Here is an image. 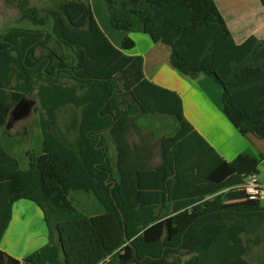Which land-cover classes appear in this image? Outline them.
Returning <instances> with one entry per match:
<instances>
[{"label":"trees","instance_id":"obj_1","mask_svg":"<svg viewBox=\"0 0 264 264\" xmlns=\"http://www.w3.org/2000/svg\"><path fill=\"white\" fill-rule=\"evenodd\" d=\"M4 2L35 27L0 30V134L36 93L42 144L24 168L0 140V241L13 205L28 200L43 213L55 264L113 256L118 264H255L247 257L264 244V203L247 199L242 185L264 157L225 160L186 120L179 94L149 81L143 57L126 51L135 47L130 34L149 27L180 74L221 86L224 113L241 135L264 140V38H234L216 0H56L42 19L30 0ZM68 105L73 141L57 126V109ZM153 118L175 131L156 137L161 161L149 167L148 140L129 136L143 130L155 139L138 128ZM72 191L93 195L101 211L80 210ZM0 264L43 259L0 250Z\"/></svg>","mask_w":264,"mask_h":264},{"label":"crops","instance_id":"obj_2","mask_svg":"<svg viewBox=\"0 0 264 264\" xmlns=\"http://www.w3.org/2000/svg\"><path fill=\"white\" fill-rule=\"evenodd\" d=\"M216 2L225 18L227 19V15L230 17L231 21H227L234 38L244 39L246 36L254 34L264 38V8L260 0H216ZM146 32L153 34L154 45L137 52L139 44L135 40V51L126 54L142 56L145 77L149 81L179 94L183 101L186 120L208 144L227 161H233L240 154L255 158L264 157V140L253 134L243 136L237 131L224 113L222 99L221 102L218 100V88L213 81L207 76L190 79L178 73L170 65L169 48L162 49L165 57L161 52L153 55V49L162 43L149 27L143 33ZM155 123L156 125L160 124L163 131L171 129V134L175 131L173 122L166 121L164 118H153L146 121L145 125L151 131H155ZM94 200L90 202L91 207L88 213L91 215L101 211L100 205L97 206ZM0 250L20 261L35 252L41 254L43 264H55L58 260V253L54 245L49 243L48 229L43 213L28 200H20L13 205L11 221L0 241ZM118 263L119 257L113 256L101 264Z\"/></svg>","mask_w":264,"mask_h":264},{"label":"rangeland","instance_id":"obj_3","mask_svg":"<svg viewBox=\"0 0 264 264\" xmlns=\"http://www.w3.org/2000/svg\"><path fill=\"white\" fill-rule=\"evenodd\" d=\"M30 3L32 7H36L42 11L39 12L37 15L38 18L42 19L44 17V9L47 10L54 8V5L56 4V0H30ZM19 12L20 11L16 8V5L15 6L9 5V3L6 4L4 0H0V30H3L5 28L34 29L35 26L34 24H32V21L25 20L23 18V15ZM227 20L229 22L231 21L228 15H227ZM239 28L242 29L241 26H239ZM130 36L134 41L136 40L139 44L137 52L141 49H144L145 47L148 46L150 47L151 45H154V38H153L154 36L153 34H150L148 32L142 34L132 33L130 34ZM51 46L59 49L58 44L56 42H52ZM135 48L136 46L133 49L126 51V53L134 52ZM164 48L168 49L167 46L163 44H159L155 47V49H153L152 54L155 55V53L161 52L162 56L165 57V53L162 50ZM44 53L45 50L40 49L38 51V56L43 55ZM209 79L212 80L213 83L216 85V88H218L217 98L221 102L222 99L221 86L217 82H215L212 78ZM15 83H16V77L13 75L9 82V94ZM219 93H221L220 96ZM26 99L28 101L33 102V106L30 112L20 119L11 117L9 119V122L7 123V126L3 129L4 131L3 133H5V136L2 135L3 133L0 134V140L6 146L7 145L9 146V144L11 145L10 148L12 152L21 161V164L24 168H27L29 164V159L26 153L28 151H31L32 153L39 154L41 151V144H42V135L40 130L41 109L39 105L38 95L34 93L32 96H27ZM73 109L74 107L72 105H68L61 107L56 111L58 129L63 131L70 141H73L74 137L72 134H68L66 132L65 123L67 122L69 117H71V115L73 114ZM146 121H150V120H146ZM146 121L139 120L138 128L139 126L146 127L145 125ZM155 126H156L155 131H151L152 133L155 134V139L150 134L146 133L143 130L137 132L136 130L132 129V133L129 136L130 143L141 144L142 142L141 139L144 137L145 140H148L150 146L152 147L151 150L152 156L150 163L148 165L149 167L157 166L161 161L160 150L158 148L159 140L156 137H159L160 135L162 136L167 135L166 132L171 134V129L163 131L161 129L160 124L156 125L155 123ZM112 153L114 155V149L112 150ZM257 178L262 184H264V161H262L259 165V174L257 175ZM70 198L73 201V203L77 205L78 208L84 212H89V209L91 207L90 202H92L95 199V197L91 194H88L86 192H75V191L71 192ZM84 198L86 199V201ZM94 203H96L97 206H99V203L96 199L94 200ZM247 258L250 262H253L255 264L259 262H264V244L253 246Z\"/></svg>","mask_w":264,"mask_h":264},{"label":"built area","instance_id":"obj_4","mask_svg":"<svg viewBox=\"0 0 264 264\" xmlns=\"http://www.w3.org/2000/svg\"><path fill=\"white\" fill-rule=\"evenodd\" d=\"M242 187L246 191L247 199L264 203V184L258 180L257 176L248 177Z\"/></svg>","mask_w":264,"mask_h":264},{"label":"water","instance_id":"obj_5","mask_svg":"<svg viewBox=\"0 0 264 264\" xmlns=\"http://www.w3.org/2000/svg\"><path fill=\"white\" fill-rule=\"evenodd\" d=\"M32 106L33 102L28 101L26 98H23L13 109L11 117L16 119L22 118L30 112ZM106 184H108V182Z\"/></svg>","mask_w":264,"mask_h":264}]
</instances>
